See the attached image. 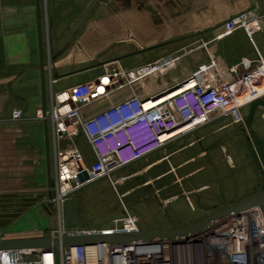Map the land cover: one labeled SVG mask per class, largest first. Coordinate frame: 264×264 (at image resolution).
<instances>
[{
	"label": "crops",
	"instance_id": "crops-1",
	"mask_svg": "<svg viewBox=\"0 0 264 264\" xmlns=\"http://www.w3.org/2000/svg\"><path fill=\"white\" fill-rule=\"evenodd\" d=\"M92 1L39 0L45 49L47 89L45 110L37 0H0L1 241L51 237L58 229V219L53 206H50L49 197V175L52 181H56L57 178L53 125L50 121L36 118L38 109L50 111L53 95L79 83L96 80L102 74L101 70H104L103 65L120 59L119 55L161 47L157 45L169 41H173L169 44H175L180 41L176 39L198 31L201 32L187 37L186 41L181 39L183 45L165 53L179 55L177 67L170 72L180 69V74L165 79L164 76L170 73L168 72L156 79L147 80L151 91L170 86L201 69L210 73L215 69L223 80L233 81L255 68L258 63L257 52L246 32L243 29L231 30L229 24L222 25L235 14L252 7L250 0H99L77 28L70 42L71 31ZM256 1L259 3V0ZM255 12L257 17H262L261 10ZM202 42L207 43L206 47L201 46ZM116 44H120L114 48L117 52H107ZM257 47L263 54L258 44ZM158 58L160 56L153 57L145 63ZM211 64L214 69L210 68ZM99 65L102 67H97ZM124 95V91H119L108 100L95 103L89 108L88 113L104 109ZM260 109L256 116L255 129L264 135V129L261 127L264 109ZM15 110H22L23 116L13 119L12 112ZM209 125L203 127L204 131L201 133L195 132L196 134L184 137L191 140L182 142L178 148L170 149L171 152L166 156H157L153 161L146 159L145 161L150 162L145 164L144 168L119 176L124 178L121 184L125 185V198L132 197V192L140 188L129 187L133 178L148 174L149 170L165 160L170 163L168 173L195 165L183 172L180 177L177 174L179 180H176V184L180 182L178 184L182 186V190L185 189V183L188 188L203 191L193 192L202 210H208L206 207L215 205L226 208L260 191L264 178L255 165L259 178L247 177L246 183L242 184V190H237L236 194L208 192V189H212L208 184H211V181L197 180L199 174H206L211 167L217 168L226 160L224 156H217L213 151L221 148L225 153L227 147L225 137L229 135L227 139L230 140L237 131L236 124H230L228 121L216 128ZM234 137L236 144L243 141V138ZM174 144L168 148H172ZM156 154L157 152L152 156ZM229 161L233 166V159L230 158ZM160 177L149 176L148 180L151 181L147 184L154 186L152 182L155 184V180ZM240 190L241 192H238ZM83 192L79 191L73 197L78 202L79 221L81 213L85 211L86 200ZM173 198L179 199L178 196ZM128 203L133 205L135 201ZM190 204L194 208L193 203ZM137 216L140 224L139 214ZM177 216L175 213V217ZM196 221L186 222L187 224L180 226ZM170 224L172 226L160 228L139 226L141 230L179 227L171 221ZM78 228L92 230L105 226L78 224Z\"/></svg>",
	"mask_w": 264,
	"mask_h": 264
},
{
	"label": "built area",
	"instance_id": "built-area-1",
	"mask_svg": "<svg viewBox=\"0 0 264 264\" xmlns=\"http://www.w3.org/2000/svg\"><path fill=\"white\" fill-rule=\"evenodd\" d=\"M255 11L239 12L227 23L231 30L246 32L258 57L255 68L233 81L223 80L211 64L214 72L197 70L153 92L147 80L174 70L179 55L169 53L133 68H125L120 59H115L103 65L104 70L96 80L79 83L53 95L50 111L42 108L36 111V118L53 125L57 178L53 188L55 195L50 201L58 219V229L51 237L81 232L140 231L138 216L131 213L124 202V214L113 218L111 226L92 230L67 226L65 203L85 186L104 178L117 189L123 181L119 183L117 179L121 177L114 176L115 173L148 159L211 123L223 120L230 124L244 123L243 108L256 99H264V55L254 39L256 32H264V25L249 33L245 24L256 18L264 19L263 15L257 17ZM206 44L202 42L201 46L206 47ZM188 80H194L195 84L186 82L185 87L170 92L172 94L161 101L162 96L170 94L166 93L169 89ZM119 91L125 93L122 98L104 109L88 113L95 103L108 100ZM22 116V110L12 112L13 119ZM83 172H87L88 178L81 181L79 175ZM175 246L201 250L202 264H264L262 210L258 205L252 206L187 239L0 250V264H174ZM192 247L188 254L189 264L195 260Z\"/></svg>",
	"mask_w": 264,
	"mask_h": 264
},
{
	"label": "rangeland",
	"instance_id": "rangeland-1",
	"mask_svg": "<svg viewBox=\"0 0 264 264\" xmlns=\"http://www.w3.org/2000/svg\"><path fill=\"white\" fill-rule=\"evenodd\" d=\"M254 38L264 54V33H260V32L255 33ZM182 42L183 40H180L175 44L172 43V44L163 45L161 47L146 49L143 52H137V51L135 53L128 52L123 55H119V58L122 61L123 67L133 68L145 64V62L151 60L153 57H158V56L161 57V55L162 56L163 54L165 55V53H168L171 49L183 45L184 42L183 43ZM118 45L120 44L114 45L109 50H107V52L109 53L117 52L116 50H114V48L118 47ZM97 67H102V66L99 65ZM175 74L176 75L180 74V69L174 72H170L169 74L164 76V78L169 79ZM160 81L161 79L159 80V82ZM249 108L250 105L243 108V113L245 115H247ZM226 121L227 120L211 123L209 127L212 126V128L214 127L216 128ZM202 131H204V129H201L196 133H201ZM198 135H202V134H198ZM228 136L229 135L225 137L226 141H224L225 145L227 144V147L225 149L226 152L224 153L223 150H221V148L220 149L217 148L213 151L215 155L224 156L226 160L222 162V164L219 165L217 168L211 167V170H208L206 174L203 173L197 176L198 181L199 180L211 181V184L210 183L208 184L212 187V189L211 190L208 189V192L212 191L213 193L219 192L220 194L221 193L236 194L237 190L242 188V184L246 183L247 177L252 179L256 176L259 178V174H258L259 172L258 171L256 172L255 166L253 165V163H251V157L249 156L248 153V147L245 145L244 140L241 141L239 144L234 143L236 139L234 136H236L238 139H242L241 135L238 133V130L234 132V135L232 136V138L230 137L231 138L230 140L227 139ZM180 140L177 143L175 141L174 142L175 144L172 143L174 144L172 148H168L167 146L162 151L157 152L155 156L151 155L152 157L151 156L148 157V160L153 161L154 158H156L157 156L160 157L166 156V154H169V152H171L170 149L173 150L174 148H178L182 142H188L191 139L188 140V138H183L181 141ZM80 146L82 147L84 146V142L82 140L80 141ZM196 152L197 151H195V153ZM230 158L231 160L233 159V164H232L233 166L229 164ZM241 159H243V161L245 162H242ZM150 161L143 160L140 163H137L131 167H127L122 171H119V173L118 172L115 173L114 176L116 177H119L121 175L125 176V172L130 173L131 171L139 169L141 167L144 168L143 166H145V164H148ZM178 161H180L179 158ZM165 162H167L168 165H170L168 160H165ZM194 166L195 165H192L183 170L180 169V170H176L175 172L173 171L168 176V180L171 181L173 180V181L169 182L168 184H165L164 183L165 180L163 179L162 182L165 185L162 186V188H159L157 185L154 184V182H152V184L154 185L153 186L154 189L153 190L150 189L149 191L146 190L145 193H141V195L139 196L136 195L137 198H134L133 196L132 197L127 196L125 198V185L120 184L118 185L117 189H115L107 178L98 180L90 185H87L81 190L84 191L83 197L85 198L86 203H85V211L81 213V218L78 224L97 226V227L111 226L113 218L120 217L124 214L122 202L127 203L131 213L133 214L137 213V215L139 214L140 216L139 225L144 228H149L150 226L156 228H160L163 226L165 227L167 225L172 226V224H170V221L171 223L177 224V226L179 227H183L180 225L187 224L186 222L201 220V218L203 219L213 214L216 211L224 209L217 206V209L214 210H202L199 207L196 201V196H194L193 192L203 193V191L199 192L198 189L188 188V185H185V183H184L185 189L182 190V186L178 184L180 182H177V184L179 190L182 191V193L181 192L179 193L178 192L179 190H177V188H174L178 176L180 177L183 172L190 170ZM122 180H124V178L117 179L119 183H121ZM149 181L151 180L149 179L143 185L149 183ZM170 189H173L174 191L173 190L172 191L175 192V194H173V196L172 195L164 196V194L167 195V190ZM241 190L238 192H241ZM172 191H168V192L172 193ZM176 196H178L179 199L174 200L173 197L176 198ZM130 201L131 202L135 201V203L137 202V204L135 203L133 205L129 204L128 202ZM191 202L193 203L194 208L191 206L190 204ZM175 213H177L178 215L177 217H175ZM190 248H188L187 246H175L173 248L174 264H189L188 254L191 251ZM193 256L195 258V260H193V264H202L201 250H198L196 247L193 248Z\"/></svg>",
	"mask_w": 264,
	"mask_h": 264
},
{
	"label": "water",
	"instance_id": "water-1",
	"mask_svg": "<svg viewBox=\"0 0 264 264\" xmlns=\"http://www.w3.org/2000/svg\"><path fill=\"white\" fill-rule=\"evenodd\" d=\"M99 0H93L86 12L80 17L74 29L71 31V38L77 30V28L84 22V20L89 15L90 11L93 9L95 4ZM252 2V7L249 9L261 10L264 16V0H250ZM38 7V30H39V41H40V60H41V77H42V95H43V106L47 109V89H46V69H45V49L43 44V33H42V20L40 12L39 0H37ZM230 22V19L225 21L222 25ZM201 31L183 36L176 40L186 39L187 37L199 34ZM173 41L163 43L161 45H167ZM187 81L169 89L166 93L173 92L180 88ZM165 94V93H163ZM264 108V99L259 98L254 100L250 104V108L247 112L246 119L242 123V134L246 139V146L249 148V156L251 157V163L255 164L256 168L259 170L260 175L264 178V135H262L257 129H255V120L258 112ZM261 127L264 129V119H262ZM48 140V138H47ZM50 176V192L49 197L52 200L55 195L54 185L55 181H52ZM81 181L88 178L87 172H83L79 175ZM51 202V201H50ZM258 205L264 216V183L261 185V190L256 193L241 199L240 201L231 204L230 206L221 209L213 214L203 218L195 223L172 229H158V230H140L132 232H121L114 234H104V233H85L81 232L76 235H64L62 237H43L34 239H22V240H0V250H11V249H22V248H49L51 246H91L99 243H111V242H132V241H171L176 238H189L196 235L203 228L208 227L211 224L225 220L233 215H238L242 211L250 208L252 206ZM52 207V202L50 204ZM208 210L217 209V206L206 207ZM65 213H66V225L69 227H78L79 216H78V202L75 198H70L65 203ZM181 242V240H180Z\"/></svg>",
	"mask_w": 264,
	"mask_h": 264
},
{
	"label": "trees",
	"instance_id": "trees-1",
	"mask_svg": "<svg viewBox=\"0 0 264 264\" xmlns=\"http://www.w3.org/2000/svg\"><path fill=\"white\" fill-rule=\"evenodd\" d=\"M161 164H159V165L153 167L151 170H149L148 174H146L144 176L133 178V180L129 183V185H130L129 187L132 188V187L143 185L145 182H147L149 176H152L154 178L161 176L160 178L155 180V185H157L159 188H162V186H164L165 184L172 182L173 180L172 181L168 180V176L171 174V173H168V171H170V166L165 161L162 162ZM163 179L165 180L164 181L165 184L162 182ZM174 188H177V190H179L178 184H176L174 186ZM150 189H152V190L154 189L152 185H150V184L143 185L140 188L136 189L134 192H132L131 196H133L134 198H137V196L141 195V193H145L146 190L149 191ZM172 190L173 189L167 190V195H165L163 193L164 196H171V195L175 194V192H173L174 190L173 191ZM168 191H172V193L168 192ZM178 192L180 193L181 191L179 190Z\"/></svg>",
	"mask_w": 264,
	"mask_h": 264
},
{
	"label": "bare ground",
	"instance_id": "bare-ground-1",
	"mask_svg": "<svg viewBox=\"0 0 264 264\" xmlns=\"http://www.w3.org/2000/svg\"><path fill=\"white\" fill-rule=\"evenodd\" d=\"M257 19H259V20H257ZM245 24H246L247 31L249 33H254L255 31H257L258 29H260L264 25V19L256 18L255 20H252L249 23L246 22ZM204 73H210V72H204ZM187 83H188V85H194L195 81L194 80H188ZM187 83H184L181 87H185L187 85ZM177 90H174V91H177ZM171 94L172 93L162 96L161 101H164L165 99H167V97H169V95H171ZM63 97H65V96H63ZM185 129L186 128H184L181 131H184ZM177 133H179V132H177ZM165 137L166 136H164L163 138H165Z\"/></svg>",
	"mask_w": 264,
	"mask_h": 264
},
{
	"label": "flooded vegetation",
	"instance_id": "flooded-vegetation-1",
	"mask_svg": "<svg viewBox=\"0 0 264 264\" xmlns=\"http://www.w3.org/2000/svg\"><path fill=\"white\" fill-rule=\"evenodd\" d=\"M256 121V120H255ZM242 124H236L235 127H237V130H238V133L241 135V137L243 138L244 142H245V145H246V139L245 137H243V134H242ZM248 151H249V148H248ZM255 165V164H253ZM217 212V211H216Z\"/></svg>",
	"mask_w": 264,
	"mask_h": 264
}]
</instances>
